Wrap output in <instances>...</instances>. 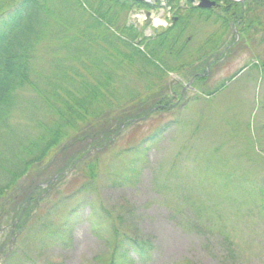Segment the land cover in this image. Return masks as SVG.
<instances>
[{
	"label": "rangeland",
	"instance_id": "1",
	"mask_svg": "<svg viewBox=\"0 0 264 264\" xmlns=\"http://www.w3.org/2000/svg\"><path fill=\"white\" fill-rule=\"evenodd\" d=\"M52 8L29 50L40 89L18 94L35 103L44 84L52 92L69 77L78 81V73L93 79L96 71L90 76L84 68L104 60L102 48L114 57V48L132 54L101 40L77 49L74 28L82 18L72 12L74 2L57 0ZM250 9L245 34L232 28L221 37V20H191L187 52L160 55L172 73L143 74L138 64L115 71L104 115L70 132L61 153L0 196V264H264V6ZM151 13L147 21L126 19L150 42L171 27L169 19L187 15L166 7ZM122 38L148 54L142 37ZM227 41L234 47L205 76L199 49ZM18 109L10 123L21 138H35L40 124L55 120L40 112L33 126ZM1 173L0 188L8 182ZM34 185L39 190L31 194ZM24 206L31 215L17 232ZM134 241L144 247L142 259Z\"/></svg>",
	"mask_w": 264,
	"mask_h": 264
},
{
	"label": "trees",
	"instance_id": "2",
	"mask_svg": "<svg viewBox=\"0 0 264 264\" xmlns=\"http://www.w3.org/2000/svg\"><path fill=\"white\" fill-rule=\"evenodd\" d=\"M56 1L0 0V7L5 5L8 9H0V171L7 174L0 173L8 181L5 186H1L0 196L15 185L21 177L29 173L32 167L46 161L49 162L57 152L61 153L64 148L60 146L70 132L88 122L90 117L104 115V106L110 105L111 96L108 94L110 85H113V81L116 79L114 78L115 71L123 73L127 64L130 67L138 64L141 66L139 68L143 74L144 69L146 71L149 69L153 70V75H160V73L165 75L166 69L170 67L166 66L167 63L160 55L165 52H168L169 55H180L182 52H187L189 44L188 40H183L185 35L183 32L189 27L190 20L196 18L203 21L211 18L221 20V37H225L226 31L229 32L232 28H237L238 31L245 34L251 29V25H248V19L252 12L251 6L255 4L264 6L261 1L253 0L244 5L227 2L217 10L203 11L196 7H190L186 11L187 15L175 22L174 28L157 34L151 42L149 40L145 45L148 54H143L139 48L128 46L122 37L125 32L130 34L132 40L141 37L133 25H127L126 19L131 10L149 9V5L139 4L133 0H72L74 2L72 12L79 15L78 20L82 18V23L74 28L75 44L79 46L77 49L85 50L86 47L89 48L101 40L109 45L127 47L132 51V54L124 57L121 56L119 49L114 48V52H118L117 57H114L113 54L110 55L105 51V48H102L104 60L97 65L92 62L91 68H84L90 73V76L92 70L96 71L95 75L92 73L93 79H86L78 73V81L69 77L67 78L68 84L59 83V86H55L52 92L51 85L44 84L48 86V89L43 93L41 90L39 91L43 96L39 103H35V101L31 102L18 94L31 89L34 92L35 88L37 91L40 89V83L37 84L31 79L33 76L32 58L29 50L45 30V24L41 23L42 17L52 14L51 11L54 10L52 5ZM69 25L71 26L68 24L65 27H69ZM214 37L215 35L210 36L206 44H211ZM223 47L226 48L224 43H218L208 52L204 51L203 47L200 48L202 51L199 58L201 64L212 60ZM79 51L76 50V58ZM109 65L110 67H108ZM183 66L185 65L183 64ZM98 103L103 107L93 110L94 105ZM18 107L24 112L27 121H30L29 124H33V126L35 119L40 117V112L44 118L51 116L55 120L51 122L50 126L40 124L39 132L36 137L34 136L35 138L32 136L21 138V132L12 127L10 123L19 110ZM78 157L74 158V163L66 161L63 164L65 168L69 167V164L74 166L80 160ZM38 190V186L34 185L29 193L34 194ZM26 201L31 204L33 200L29 198ZM28 208V206H24L20 214L17 215L14 222V227L18 228L17 232L22 230L23 226L27 224V219L30 218V210L26 213ZM132 244L133 250L137 251V256L142 259L143 255L139 249H144V247L135 241Z\"/></svg>",
	"mask_w": 264,
	"mask_h": 264
},
{
	"label": "water",
	"instance_id": "3",
	"mask_svg": "<svg viewBox=\"0 0 264 264\" xmlns=\"http://www.w3.org/2000/svg\"><path fill=\"white\" fill-rule=\"evenodd\" d=\"M136 1H139L141 2L142 0H136ZM194 2V0H191ZM223 1H231V2H246V1H249V0H223ZM264 1V0H262ZM213 6H216V2L214 1H210V0H201V3L199 4V7L200 8H210V7H213ZM263 105H264V101H263Z\"/></svg>",
	"mask_w": 264,
	"mask_h": 264
}]
</instances>
